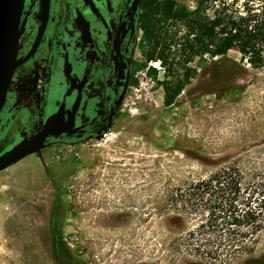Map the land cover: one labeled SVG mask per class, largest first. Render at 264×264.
Segmentation results:
<instances>
[{
  "label": "rangeland",
  "instance_id": "rangeland-1",
  "mask_svg": "<svg viewBox=\"0 0 264 264\" xmlns=\"http://www.w3.org/2000/svg\"><path fill=\"white\" fill-rule=\"evenodd\" d=\"M176 1L191 10L196 0ZM141 13L140 4L134 81L111 126L88 139L51 138L0 170V264L264 263V228L252 252L226 261L186 251L183 236L205 215L172 205L178 189L224 168L256 187L254 205L264 197V66L235 48L195 62L196 76L166 106ZM21 92L1 110L0 154L49 112Z\"/></svg>",
  "mask_w": 264,
  "mask_h": 264
},
{
  "label": "trees",
  "instance_id": "trees-1",
  "mask_svg": "<svg viewBox=\"0 0 264 264\" xmlns=\"http://www.w3.org/2000/svg\"><path fill=\"white\" fill-rule=\"evenodd\" d=\"M141 9V44L146 59L163 67L158 84L166 106L196 76L195 62L235 48L251 66H264V0H196L191 10L176 0H142ZM237 174L224 168L173 194L172 205L179 212L205 215L183 236L186 251L226 261L254 250L256 235L264 228V197L254 205L256 187H242ZM247 189L251 191L245 193Z\"/></svg>",
  "mask_w": 264,
  "mask_h": 264
},
{
  "label": "flooded vegetation",
  "instance_id": "flooded-vegetation-1",
  "mask_svg": "<svg viewBox=\"0 0 264 264\" xmlns=\"http://www.w3.org/2000/svg\"><path fill=\"white\" fill-rule=\"evenodd\" d=\"M140 4L141 0H49L42 35L31 52L45 10L42 0H25L21 20L29 15L17 57L30 55L15 69L6 101L30 89L32 105L49 106L38 131L65 102V123L72 121L75 131L57 138L51 134L46 143L51 138H92L111 126L134 81ZM24 133L28 138L35 134Z\"/></svg>",
  "mask_w": 264,
  "mask_h": 264
},
{
  "label": "water",
  "instance_id": "water-1",
  "mask_svg": "<svg viewBox=\"0 0 264 264\" xmlns=\"http://www.w3.org/2000/svg\"><path fill=\"white\" fill-rule=\"evenodd\" d=\"M42 2L44 4L45 16L31 52L37 46L48 17L49 0H42ZM24 4L25 0H0V111L6 102L15 69L30 55L28 54L22 60L17 57L19 40L25 30L26 20L29 15V12H27L21 20ZM81 20L82 17L79 15L77 19L78 23ZM77 104L78 102H75V106ZM64 107L65 102H62L58 110L46 118L42 128L38 132L30 138L23 136L18 143L0 154V170L17 162L26 155L43 148L46 139L51 134L57 138L63 133H73L75 131L72 129L73 122L65 123Z\"/></svg>",
  "mask_w": 264,
  "mask_h": 264
},
{
  "label": "built area",
  "instance_id": "built-area-1",
  "mask_svg": "<svg viewBox=\"0 0 264 264\" xmlns=\"http://www.w3.org/2000/svg\"><path fill=\"white\" fill-rule=\"evenodd\" d=\"M160 63V61H152L151 62V64H153V65H157V64H159ZM142 85V84H141Z\"/></svg>",
  "mask_w": 264,
  "mask_h": 264
}]
</instances>
